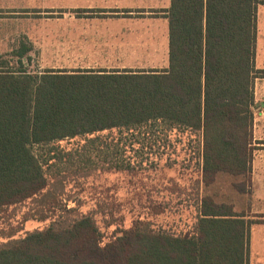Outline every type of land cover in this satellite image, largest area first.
Masks as SVG:
<instances>
[{
    "label": "trees",
    "instance_id": "trees-1",
    "mask_svg": "<svg viewBox=\"0 0 264 264\" xmlns=\"http://www.w3.org/2000/svg\"><path fill=\"white\" fill-rule=\"evenodd\" d=\"M260 5L264 0H171L163 70L40 72L26 41L0 54V217L18 229L1 228L0 264H248L252 221L207 190L222 174L242 178V186L234 184L242 193L251 181L254 122L263 108L255 97V80L264 78L255 66ZM170 132L200 136L202 196L192 232L168 234L139 221L107 236L91 213L67 204L41 229L24 231L30 211L10 223L9 209L39 202L43 212L51 187L63 186L51 170L64 159L71 163L76 154L91 171L99 166L93 157H116L119 164L101 168L138 172L141 164L123 157L128 147L136 143L141 153L151 136ZM77 138L80 147L58 150Z\"/></svg>",
    "mask_w": 264,
    "mask_h": 264
},
{
    "label": "rangeland",
    "instance_id": "rangeland-1",
    "mask_svg": "<svg viewBox=\"0 0 264 264\" xmlns=\"http://www.w3.org/2000/svg\"><path fill=\"white\" fill-rule=\"evenodd\" d=\"M76 7V0H0V54L10 51L12 42L19 44L25 40L36 44L34 58L40 72L48 69L68 72L163 70L168 66L165 36L159 46H152L153 41L148 37L151 32L142 23L139 27L129 26L132 29L129 31V45L109 46L105 36L108 26L104 18L98 15L95 21H91L82 12H77ZM258 12L262 15L264 5L258 7ZM147 23L151 24V21ZM137 28L140 30L135 31ZM3 34L16 35L15 40H6ZM113 135L117 133L113 132ZM156 136L159 134L150 137L141 153L137 150L140 145L135 143L133 149L128 147L131 151L123 155L126 159L132 157L131 161L136 166L141 164L142 170L138 172L101 168L108 161L119 164L122 159L116 157H108L107 163L98 162L104 160L103 156L99 159L93 157L99 166L91 171L83 170L86 167L84 160L76 154L71 163L67 164L64 159L51 170L52 178L56 176L64 180L63 186L59 190L51 187L47 197L49 204L43 212L38 207L39 202L27 203L16 213L9 209L6 212L10 223L14 226L26 211H30L34 218L24 223V231L41 229L51 218L64 213V204H67L78 207L80 213H91L101 232L107 236L116 228L130 227L139 221L142 228L168 234L192 232L197 222L198 198L202 196L198 186L201 177L200 136L190 132ZM262 136L257 133L255 150H264V140L259 139ZM83 141L81 138L62 141L58 150L70 152L80 147ZM36 152L40 154L42 148H37ZM242 182V178L222 174L207 191L218 202L233 205L234 210L241 211L251 198L248 184L243 194L239 191L241 187H235V183L239 186ZM41 214L48 217L44 222L38 220ZM3 227L7 228V232L18 230L15 229L17 227L3 225L0 217V231ZM15 235L19 237L23 234ZM6 240L7 237L0 234V243Z\"/></svg>",
    "mask_w": 264,
    "mask_h": 264
},
{
    "label": "crops",
    "instance_id": "crops-1",
    "mask_svg": "<svg viewBox=\"0 0 264 264\" xmlns=\"http://www.w3.org/2000/svg\"><path fill=\"white\" fill-rule=\"evenodd\" d=\"M76 2L77 12H82V15L88 17L89 20L95 21L98 15L104 18L103 21L108 26L105 36L109 46L129 45L128 40L131 38L129 31H132L129 26L139 27L143 23L144 28L151 32L148 37L153 41L152 46H159L165 36L169 58V23L164 11L170 8L171 0H76ZM147 21H151V24ZM139 30V28L135 29V31ZM25 35H28L27 32ZM3 36L6 40L10 38L15 40L16 35L3 34ZM29 44L33 47L36 45L32 42ZM10 45L13 49L18 44L12 42ZM255 66L258 70H264V12L262 15L258 12L257 16ZM255 97L257 103L262 104L263 108L255 118L254 142L257 133L263 134L259 139L264 140V78L255 80ZM248 187L251 190V198H248L243 206L244 211H235L244 213L245 219L252 221L248 264H264V150L253 152L251 181Z\"/></svg>",
    "mask_w": 264,
    "mask_h": 264
}]
</instances>
